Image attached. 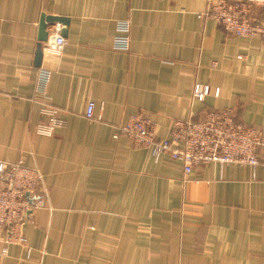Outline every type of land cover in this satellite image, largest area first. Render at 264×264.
<instances>
[{
  "label": "crops",
  "instance_id": "obj_1",
  "mask_svg": "<svg viewBox=\"0 0 264 264\" xmlns=\"http://www.w3.org/2000/svg\"><path fill=\"white\" fill-rule=\"evenodd\" d=\"M209 1L0 0V161L37 168L45 200L21 220L24 242L0 230V264H264V166L185 174L113 137L131 113L151 116L162 138L173 120L224 107L264 132V38L201 18ZM42 15L68 21L47 25L37 65ZM123 22L128 48H114ZM57 35L65 43L49 54ZM44 103L64 119L51 135L37 132Z\"/></svg>",
  "mask_w": 264,
  "mask_h": 264
},
{
  "label": "built area",
  "instance_id": "obj_2",
  "mask_svg": "<svg viewBox=\"0 0 264 264\" xmlns=\"http://www.w3.org/2000/svg\"><path fill=\"white\" fill-rule=\"evenodd\" d=\"M203 19H213L232 35L259 36L264 38V0H215L209 1L200 13ZM128 24L118 25L114 48H128ZM65 43L61 35L46 46L49 54H58ZM49 71L41 68L37 74V90L44 92ZM208 86L196 83L193 98L202 99ZM42 98H45L42 95ZM45 122L37 132L51 135L55 128L64 124L58 116V108L43 104ZM95 102L89 100L84 116L95 119ZM155 120L142 112L128 115L117 126L113 137L126 135L135 145L150 148L156 158L162 153L181 161L183 171L188 174L197 165L216 162L249 165L253 169L264 166V132L256 126L234 120L233 109L224 107L206 111L200 118L175 119L167 137H157ZM42 177L39 170L29 167L23 160L15 163L0 161V230L9 242H24L20 230L21 220L28 211L44 204L41 192ZM29 215V213H28ZM27 215V216H28Z\"/></svg>",
  "mask_w": 264,
  "mask_h": 264
},
{
  "label": "water",
  "instance_id": "obj_3",
  "mask_svg": "<svg viewBox=\"0 0 264 264\" xmlns=\"http://www.w3.org/2000/svg\"><path fill=\"white\" fill-rule=\"evenodd\" d=\"M67 18L64 17H58V16H52V15H42L40 23H39V35H38V44H37V51H36V64L38 65L40 63L41 57H42V42L47 39V25L48 24H54L55 22H61L62 24L67 25ZM31 209H28L26 214L24 216H27L29 212H31Z\"/></svg>",
  "mask_w": 264,
  "mask_h": 264
},
{
  "label": "rangeland",
  "instance_id": "obj_4",
  "mask_svg": "<svg viewBox=\"0 0 264 264\" xmlns=\"http://www.w3.org/2000/svg\"><path fill=\"white\" fill-rule=\"evenodd\" d=\"M58 116H59V114H58ZM60 117V116H59Z\"/></svg>",
  "mask_w": 264,
  "mask_h": 264
}]
</instances>
